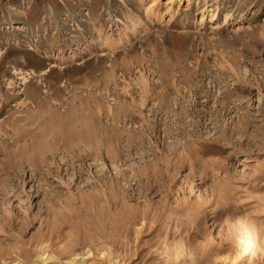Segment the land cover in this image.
<instances>
[{"label":"rangeland","instance_id":"obj_1","mask_svg":"<svg viewBox=\"0 0 264 264\" xmlns=\"http://www.w3.org/2000/svg\"><path fill=\"white\" fill-rule=\"evenodd\" d=\"M167 1L0 0V258L264 264V0Z\"/></svg>","mask_w":264,"mask_h":264},{"label":"bare ground","instance_id":"obj_2","mask_svg":"<svg viewBox=\"0 0 264 264\" xmlns=\"http://www.w3.org/2000/svg\"><path fill=\"white\" fill-rule=\"evenodd\" d=\"M167 2H170V0H168ZM217 235H218V233H216V235H213L211 237V238L216 237L213 241L219 240L220 237L218 238ZM86 254H91V251L88 250L86 252ZM88 256H85L83 258H87ZM103 256L104 257L107 256V258H106V264H124L125 263V260H123L121 258H118V257L111 256L110 253H107V254L106 253H103ZM167 256H168V258H166L164 260V262L170 263V264H179V263H182V262L184 263L187 260L188 256H189V259H190L191 262H194L195 260L198 259V258H196L197 256H195L193 253H190L188 255V253H184L183 251H174L173 254H170L169 253ZM78 258H80L79 257V253H73L65 262H63V264H82V261L83 260H80L79 261ZM44 260H45V258L43 257V255L42 254H39L36 257L35 264L36 263H39V262H44ZM217 261H218V263L220 262L221 264H226V257L217 254L215 256V260L213 259L214 264H217ZM187 262H188V260H187ZM0 264H15V262L13 260H10V259H7V258L2 257V258H0Z\"/></svg>","mask_w":264,"mask_h":264}]
</instances>
